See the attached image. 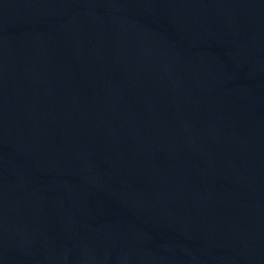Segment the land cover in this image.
<instances>
[{
  "label": "water",
  "instance_id": "1",
  "mask_svg": "<svg viewBox=\"0 0 264 264\" xmlns=\"http://www.w3.org/2000/svg\"><path fill=\"white\" fill-rule=\"evenodd\" d=\"M0 264H264V0H0Z\"/></svg>",
  "mask_w": 264,
  "mask_h": 264
}]
</instances>
